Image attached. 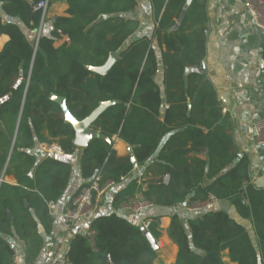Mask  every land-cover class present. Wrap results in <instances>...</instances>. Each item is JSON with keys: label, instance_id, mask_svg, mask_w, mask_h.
I'll list each match as a JSON object with an SVG mask.
<instances>
[{"label": "trees", "instance_id": "trees-1", "mask_svg": "<svg viewBox=\"0 0 264 264\" xmlns=\"http://www.w3.org/2000/svg\"><path fill=\"white\" fill-rule=\"evenodd\" d=\"M0 1L8 17L4 20L0 14V35L10 37L0 50V178L4 176L0 234L17 235L26 242L28 264L43 245L38 221L47 227L49 204L63 196L72 175L70 163L55 156L38 158L31 150L45 142L58 143L68 154L77 150L74 128L65 122L52 94L65 97L80 120L101 102L116 101L93 125L109 140L98 136L82 150L81 174L86 183L81 189L98 173L103 184L115 185L133 172L126 146L125 154L113 147L116 134L132 148L138 163L144 164L152 159L161 139L175 131L166 147L169 150L158 157L168 163L163 177L148 182L146 189L141 188L139 179H133L114 196L113 207L118 209L137 197L167 207L206 201L211 196L231 200L240 215L252 219L259 247L246 227L227 211L208 210L189 219L191 239L181 218L174 215L169 235L178 246L176 264H226L225 251L233 263L264 264V189L250 183V159L240 153L228 121L221 118L214 86L201 71L186 76L187 67L200 65L205 54L204 0H151L160 16L156 35L175 28L195 32L189 53H163L168 103L164 120H160L163 98L155 81L158 60L152 38L142 37L124 48L139 22L123 14L135 10L137 0H66L68 15L56 17L51 34L42 33L37 46L21 24L37 30L41 12L34 10L29 0ZM64 37L69 41L56 45ZM112 52L118 53L119 59L106 74L88 69L105 64ZM189 141L192 146L186 148ZM190 151H205L207 159L189 161ZM12 175L18 179L17 185L6 181ZM205 177L208 183H204ZM90 229L93 237L78 234L71 240V264H154L157 258L158 251L141 225L119 212L95 217ZM15 254L0 235V264H12Z\"/></svg>", "mask_w": 264, "mask_h": 264}, {"label": "crops", "instance_id": "crops-1", "mask_svg": "<svg viewBox=\"0 0 264 264\" xmlns=\"http://www.w3.org/2000/svg\"><path fill=\"white\" fill-rule=\"evenodd\" d=\"M204 1L207 17L204 33L206 39L205 54L200 65L196 64L187 67L186 76L189 73L201 71L214 86L221 104V118L228 121L230 134L240 153L247 155L250 159V183L255 187L264 189V143H256L253 126L257 120L264 118V28L259 27L254 22L245 0ZM137 2L138 5L135 10L123 14L126 18L139 22L138 29L126 41L124 48L142 37L152 38V45L158 60V71L155 81L161 89L163 98V112L160 120H164V113L168 103L165 91L166 65L163 53H189L192 49L195 32L189 29L180 30L175 28L170 31L162 30L159 36L156 35L160 16L154 10L152 1L137 0ZM68 8L69 4L66 0H50L41 34L49 36L53 30L54 19L68 15ZM0 14L4 20H8V17L3 12L1 1ZM17 21L20 23V20L17 19ZM21 26L27 38L36 42L35 45L37 46L38 29L31 30L23 24ZM9 40V35H0V50L5 47ZM65 41H69V38H62L57 41L56 45ZM116 54L118 55V53ZM188 106V115H190L192 107L190 99ZM173 126L175 127L176 123ZM204 130L207 131L206 129ZM176 132L178 131L176 130ZM173 135H175V131L166 134L161 139L159 148L152 159L144 164L138 163L132 148L128 147L127 143L119 136V144L126 146L128 151L131 149L136 159V165L134 164V170L128 178L124 179L120 184H115L108 188L104 196L103 205L97 216L119 212L141 226L143 220L149 219L151 221L150 232L156 240L163 242V246L157 250L158 255L154 264H176L178 246L169 235V226L174 215H178L181 218L191 239L189 219L200 217L208 210L227 211L231 217L246 227L254 245L258 248L259 240L252 219L244 218L240 215L231 200L218 201L209 208L197 210L190 209L195 202H184L171 207L154 205L140 213L131 211L126 204H122L118 209L113 207L112 200L114 196L133 179H139L141 188L146 189L148 182H155L163 177L164 166L168 165V163L158 159V157L162 151L169 150L166 147L172 140ZM191 146L192 143L189 141L186 148H191ZM82 150L83 147L77 146V150L73 154L64 152L62 155H52L44 153L40 148V144H37L31 150L38 158H42L45 155L55 156L72 165V175L68 188L59 201L55 203L54 213L50 210L51 218L47 227L38 221V231L43 238V245L39 255L31 264H50L70 248L71 240L76 235H88L91 230V223L84 221L77 222L70 228L62 215L63 211L71 204V201L86 183L81 174L80 159ZM188 158L189 161L192 158L204 160L207 159V153L205 151H190ZM6 181L11 184H18V179L13 175L7 177ZM205 182H209L206 177L204 178ZM138 195L141 196L140 193ZM26 205H28L27 202ZM0 235L15 250V255L19 258V264H28L26 242L17 235ZM224 254L226 264H236L230 261L227 255L228 251H225Z\"/></svg>", "mask_w": 264, "mask_h": 264}, {"label": "built area", "instance_id": "built-area-1", "mask_svg": "<svg viewBox=\"0 0 264 264\" xmlns=\"http://www.w3.org/2000/svg\"><path fill=\"white\" fill-rule=\"evenodd\" d=\"M33 3V8L36 11H40L42 14L41 23L38 28V41L41 35L42 26L44 24V20L48 13V9L50 6V0H40L38 2H33V0H29ZM246 6L253 17L254 22L261 28H264V0H245ZM255 130V141L258 144L264 143V118L257 120L254 123ZM114 149L117 150L120 154H125L126 148L123 145H120L119 135H116L113 138ZM40 148L46 154H64V150L61 145L58 143H41ZM101 174L98 173L92 182L89 185L84 186L78 195L71 201V204L63 211L62 215L70 228H72L77 222H88L91 223L92 220L98 215L100 209L104 202V196L108 188H110L113 182H108L103 184L101 182ZM164 180L167 182L169 180V175L164 177ZM219 200L211 196L210 199L201 202H195L191 205V210L204 209L209 208L212 205L216 204ZM127 208L133 212L140 213L141 211L153 207L154 204L148 202L140 197L132 200L127 203ZM50 210L54 213L56 204L50 202L49 204ZM142 227L145 230L150 231L151 221L149 219H145L142 222ZM94 231L90 230L89 236H94ZM158 248L163 246V242L161 240H156ZM69 251L68 248L63 254H61L58 258H56L50 264H71L69 260ZM12 264H19L18 256H14Z\"/></svg>", "mask_w": 264, "mask_h": 264}, {"label": "water", "instance_id": "water-1", "mask_svg": "<svg viewBox=\"0 0 264 264\" xmlns=\"http://www.w3.org/2000/svg\"><path fill=\"white\" fill-rule=\"evenodd\" d=\"M191 1L192 0H188V3H190ZM118 59L119 56L116 53L112 52L105 64H103L102 66H88V69L99 74H106L110 70L112 65L115 63V61H117ZM51 99L60 105L62 112L64 114L65 122L73 126L75 132L73 142L76 146L85 148L89 145L92 139L98 136L106 140H109V138L106 135L98 134V132H96L93 129V125L97 121V119L102 115V113L109 106H111L116 102L115 100L101 102L100 105L88 117L80 120L70 111L65 97L59 96L57 94H52ZM129 152L132 162L136 165V159L131 149ZM3 177L0 178V185L4 180ZM193 195L194 194H192V196ZM141 228L144 231L145 236L149 240L152 248L154 250H158L156 239L152 235V233L149 230H145L142 226Z\"/></svg>", "mask_w": 264, "mask_h": 264}]
</instances>
